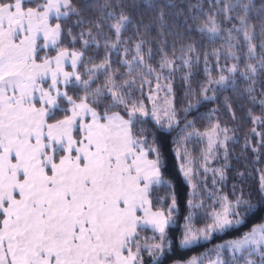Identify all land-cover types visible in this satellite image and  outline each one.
<instances>
[{"label":"snow or ice","instance_id":"obj_1","mask_svg":"<svg viewBox=\"0 0 264 264\" xmlns=\"http://www.w3.org/2000/svg\"><path fill=\"white\" fill-rule=\"evenodd\" d=\"M229 91L260 108L246 113L259 147L245 138L259 153L264 0H0V264H166L239 231L264 207V170L254 191L225 194L235 129L219 105L200 112L223 95L237 120ZM177 132L179 170L211 201L193 193L182 225L162 143ZM211 251L208 264H264V222Z\"/></svg>","mask_w":264,"mask_h":264},{"label":"trees","instance_id":"obj_2","mask_svg":"<svg viewBox=\"0 0 264 264\" xmlns=\"http://www.w3.org/2000/svg\"><path fill=\"white\" fill-rule=\"evenodd\" d=\"M195 4L197 0H181L182 6L186 7L187 3ZM257 4L260 3V0H256ZM204 6L207 10L208 0H204ZM147 22V21H146ZM131 34V33H129ZM102 54V53H101ZM204 79L203 66H200V69L196 71L195 76L193 77V87L195 88L197 84ZM176 104L178 107H183L184 101V85L181 83L179 74H177L176 82ZM243 85H241L242 91ZM229 95L230 101L233 104V108L237 114V120L233 121L227 112V110L222 105L223 95L220 97V101L216 104L209 103L208 107H201L200 112L202 114L207 113L212 107L220 106L218 119L221 121L223 125L228 126L229 128L235 129V140L229 141V152H230V168L228 171V181L223 185L222 191L225 194L231 192L233 185L239 189L243 187L245 192L254 191L259 183L260 171L264 170V149H261L259 153H254L251 147L245 148V138L249 137L251 140V144L259 147V138L252 137L250 132V128L252 127L251 121L248 119L246 113L248 108H252L255 114H260L259 106L253 107L246 99L245 96H241L235 93H231L230 91L225 93ZM191 119V117H189ZM207 120L199 122L197 124L198 128H206ZM264 131V129H261ZM178 135L177 133H172L170 137H165L163 140V150L167 160V179H169L174 186L179 203H180V211L178 213L180 217V225L183 224V217L188 215V209L186 207L187 200L193 193H195L197 197V201L199 199H203L205 204L211 203L210 199L207 196V191L202 188H193L188 181L184 178L183 174L179 170L180 160L176 157L173 152V148L175 147L171 141ZM189 150L194 153L196 157H199L200 152L202 151L204 145L203 144H188ZM223 164L222 155L218 161L213 162L212 166L220 167ZM245 173L243 177L238 175V173ZM211 174L209 173V180L206 182L208 184V190H212V185L210 181ZM244 181L241 184V181ZM196 183V181H194ZM167 203V202H166ZM203 210H197L196 215V226L199 227L202 224ZM264 221V207L255 210L254 213L249 217L247 222L241 227L239 231H229L227 234H218L211 242H201L198 245L192 246L190 249H179L174 253H169V260L166 264H170V260L173 257L180 258H190L192 256L204 257L205 264L208 263L209 259H213V252L211 251L215 245L225 242L226 240L232 239L240 235L241 232L247 231L253 224H259ZM179 227L173 226V232H178ZM147 261V257L145 258Z\"/></svg>","mask_w":264,"mask_h":264},{"label":"rangeland","instance_id":"obj_3","mask_svg":"<svg viewBox=\"0 0 264 264\" xmlns=\"http://www.w3.org/2000/svg\"><path fill=\"white\" fill-rule=\"evenodd\" d=\"M264 222V221H263ZM215 257L213 256V259H214ZM206 264H208V263H206Z\"/></svg>","mask_w":264,"mask_h":264}]
</instances>
